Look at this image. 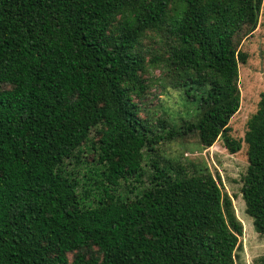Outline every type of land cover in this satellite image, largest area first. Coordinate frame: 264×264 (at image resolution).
<instances>
[{
    "label": "trees",
    "instance_id": "obj_1",
    "mask_svg": "<svg viewBox=\"0 0 264 264\" xmlns=\"http://www.w3.org/2000/svg\"><path fill=\"white\" fill-rule=\"evenodd\" d=\"M262 8L263 0H0V264H237L243 225L207 169L178 176L155 166L134 199L107 191L87 206L63 165L96 128L110 181L140 175L143 149L164 138L149 137L155 124L140 105L150 88L143 74L157 67L195 109L180 125L157 118L169 140L196 136L210 147L221 138L230 153L247 144L242 194L264 237V92L243 138L229 125L248 60L238 47ZM155 37L157 49L145 51Z\"/></svg>",
    "mask_w": 264,
    "mask_h": 264
},
{
    "label": "rangeland",
    "instance_id": "obj_2",
    "mask_svg": "<svg viewBox=\"0 0 264 264\" xmlns=\"http://www.w3.org/2000/svg\"><path fill=\"white\" fill-rule=\"evenodd\" d=\"M143 43L145 51L157 49V37L147 38ZM238 48L248 54V60L239 64L241 104L229 125L230 134L240 139L245 135L248 120L257 111L261 93L264 92V0L257 28L244 37ZM149 59L148 54L147 60ZM143 76L150 88L146 98L140 102L141 115L150 116L154 121V134L149 137L160 133L164 138L143 149L141 173L138 177L131 176L127 180L120 179L119 182L112 183L106 174V165L99 162V142L96 140V128H93L87 142L66 159L63 165L66 175L77 182L82 205L95 206L106 196L107 191L123 201L134 199L151 185L155 166L172 165L177 169L172 170V173L178 176H190L201 168L207 169L216 177L223 192L232 198L235 213L243 225L236 263L261 264L264 237L256 231L253 218L247 214L242 194V176L249 165L247 144L243 143L239 152L230 153L221 138L210 147H204L196 136L169 140L167 135L170 129L157 126V118L177 120L180 125L183 121L194 118V106L186 104L182 93L171 89L160 79L161 69L148 65ZM70 258L72 259V255Z\"/></svg>",
    "mask_w": 264,
    "mask_h": 264
}]
</instances>
